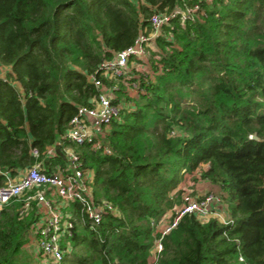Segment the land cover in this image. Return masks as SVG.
Instances as JSON below:
<instances>
[{
  "label": "trees",
  "instance_id": "trees-1",
  "mask_svg": "<svg viewBox=\"0 0 264 264\" xmlns=\"http://www.w3.org/2000/svg\"><path fill=\"white\" fill-rule=\"evenodd\" d=\"M155 13L170 21L150 71L123 77L138 84L131 98L101 65L152 32ZM0 65V185L71 146L94 172L95 202L117 210L95 228L80 215L59 264H264V0H0ZM93 74L127 104L104 137L111 153L67 136L101 92ZM66 163L51 156L49 171ZM190 179L210 183L230 222L185 214L154 261L157 225ZM37 210L18 199L1 211L0 264L40 257Z\"/></svg>",
  "mask_w": 264,
  "mask_h": 264
},
{
  "label": "built area",
  "instance_id": "built-area-1",
  "mask_svg": "<svg viewBox=\"0 0 264 264\" xmlns=\"http://www.w3.org/2000/svg\"><path fill=\"white\" fill-rule=\"evenodd\" d=\"M198 9L197 4L193 8L179 9L172 16L181 15L182 19H186L194 16ZM169 21L170 16L155 13L151 18L152 32L141 33L132 47L116 53L113 59L104 61L101 65L105 77L115 81L123 80L126 95L131 98L137 96L138 84L136 82L130 84L123 77H127L131 63L136 65L139 62L146 72L150 71L153 39L160 33L162 25ZM5 71L0 72V77ZM91 79L101 92L93 99L91 107L79 108L78 114L71 120L67 136L77 145L91 143L93 148L111 153V149L104 142V137L112 122L119 118L121 109L127 104L124 101L114 103L116 95L113 90L118 88L117 84L106 88L98 76L93 74ZM133 106L134 103L131 104V107ZM34 154L39 155L37 150H34ZM63 156L67 162L65 166L57 164L55 170L49 171V168L43 167V162H39L20 170L14 177L5 173L7 180L0 185V213L13 200L23 199L27 209L30 208L32 201H36L38 220L34 227L33 244L37 254L47 264H59L63 259L69 250L64 249L63 240L72 236L75 222H80V215L82 221L87 220L91 228H95L107 212L117 213L109 201L95 202L94 172L82 166L80 153L74 147L68 146L63 149ZM72 202L79 203V210L76 208L67 210ZM185 214H195L204 220L218 216L224 224L230 222L225 204L219 195L210 193L199 196L193 189H187L183 194L182 205L176 209V213L165 215L157 225L158 236L152 251L154 261H157L164 249V237L178 225ZM241 260L243 261V258Z\"/></svg>",
  "mask_w": 264,
  "mask_h": 264
},
{
  "label": "rangeland",
  "instance_id": "rangeland-1",
  "mask_svg": "<svg viewBox=\"0 0 264 264\" xmlns=\"http://www.w3.org/2000/svg\"><path fill=\"white\" fill-rule=\"evenodd\" d=\"M153 46H154V49H156L154 42H153ZM4 70H6V68L0 66V72H3ZM130 72L132 74H137L138 75V73H141V72L144 73V72H146V70L143 69L142 65H140L139 62H138L136 65H134L133 63H131L129 65L128 73H130ZM120 82H123V80L120 79V80L116 81V83H120ZM124 87H125V84H124ZM124 87H123V89H124ZM57 154H63V152L61 150L57 149V148H53L52 147L50 149L47 157L44 160V164L48 165L51 156H56ZM182 188H186L188 190L189 189H194L197 192L195 194H197L199 196H205V195H208L210 193H213L215 195L217 194V193L211 191V185L207 181L195 182V181H193V179H190V182L189 183H185L182 186ZM170 214H172V212H168V214H166V215L170 216ZM210 218H212V217H210ZM215 218H217L218 220H221V218H219L218 216H216ZM28 248H29V250H28L29 254L31 255V256L29 255V258L32 257V256H35V254L32 251V247H28ZM34 263L35 264H47V262H44V260L41 257L34 259Z\"/></svg>",
  "mask_w": 264,
  "mask_h": 264
},
{
  "label": "crops",
  "instance_id": "crops-1",
  "mask_svg": "<svg viewBox=\"0 0 264 264\" xmlns=\"http://www.w3.org/2000/svg\"><path fill=\"white\" fill-rule=\"evenodd\" d=\"M55 147H56V146H55ZM55 147H53V148H55ZM43 167H45V168H49V167H50V161H49L48 165L44 164V161H43Z\"/></svg>",
  "mask_w": 264,
  "mask_h": 264
},
{
  "label": "water",
  "instance_id": "water-1",
  "mask_svg": "<svg viewBox=\"0 0 264 264\" xmlns=\"http://www.w3.org/2000/svg\"><path fill=\"white\" fill-rule=\"evenodd\" d=\"M253 138H255V139H259L258 137H257V135L255 134V135H253Z\"/></svg>",
  "mask_w": 264,
  "mask_h": 264
}]
</instances>
